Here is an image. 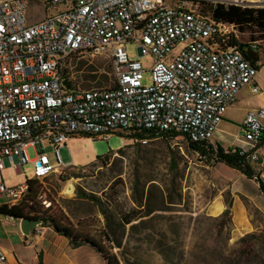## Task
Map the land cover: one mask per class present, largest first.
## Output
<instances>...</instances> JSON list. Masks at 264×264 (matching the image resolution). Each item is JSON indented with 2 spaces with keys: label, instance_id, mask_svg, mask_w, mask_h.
Wrapping results in <instances>:
<instances>
[{
  "label": "built area",
  "instance_id": "1",
  "mask_svg": "<svg viewBox=\"0 0 264 264\" xmlns=\"http://www.w3.org/2000/svg\"><path fill=\"white\" fill-rule=\"evenodd\" d=\"M213 4L264 9V0H0V195L18 192L4 186L5 161L18 173L27 164L45 178L58 171L44 142L60 167L59 150L80 135L172 132L214 147V132L241 89H261L252 85L257 67L246 52L253 49L245 42L228 49L241 35L202 13ZM30 10L42 19L31 22ZM129 43H137L139 56H152L150 85L142 83V64L128 58ZM81 54L108 58L113 87L65 89L62 68ZM263 118L264 108H257L241 123L239 141L251 151L238 148V154L250 162L264 141ZM38 201L49 207L41 194Z\"/></svg>",
  "mask_w": 264,
  "mask_h": 264
},
{
  "label": "rangeland",
  "instance_id": "2",
  "mask_svg": "<svg viewBox=\"0 0 264 264\" xmlns=\"http://www.w3.org/2000/svg\"><path fill=\"white\" fill-rule=\"evenodd\" d=\"M30 14L31 22L43 17L42 12L38 17L34 16L33 10H30ZM257 37V34L252 37L244 34L240 39L248 42ZM137 47V43H129L125 50L130 60L142 64V83L150 85L152 56L149 53L139 56ZM257 52L264 56V43H258ZM110 65L106 56L81 54L67 60L62 71L75 89H107L114 85ZM93 76L95 80L90 82ZM250 96L247 105L264 106V97L259 94ZM222 120L211 143L215 147L220 145L224 150L238 146L236 139L242 137L239 125L229 121L227 112ZM43 149L50 165L57 167L58 171L39 183V193L49 203L47 209L43 206L42 209L48 210L45 215L55 217L64 225H71L80 234L97 240L104 226L99 210L90 201L81 199V192L96 195L103 201L111 197L110 203L121 211H127L134 206L131 199L134 180L137 179L139 188L144 190L150 184L149 181L154 180L159 189L173 201L167 212L157 213L136 232L126 234L122 249L111 250L119 264H264V226L247 233L254 235V238L239 241L247 234L239 236L233 231L232 205H225V209L229 210L227 214L223 212L226 219L210 216L211 206L216 200L223 198L224 203L231 201V182L226 179L223 166L211 167L207 159L191 153L184 138H155L137 145L134 140L119 133L108 138L74 136L59 150L62 164L71 162L68 168L57 166L50 143L44 142ZM34 152L33 148L27 149L29 159L34 158ZM172 159L175 168L171 167ZM1 175L8 190L17 189L35 179L31 164L19 168L18 173L7 161ZM234 187L243 191L254 204L264 205V198L254 183L236 178ZM12 200L11 197L0 195V206ZM242 202L252 218L258 220L249 203ZM234 206L239 208L238 200H235ZM18 226L17 220L0 216V244L5 249L6 261L10 256L15 264H38L36 255L45 250V254L42 252L44 264H55L56 261L57 264H65V257L60 261L58 258L62 251L70 248L69 243L56 237L51 228L42 236L45 240L39 242L35 232L24 237ZM38 228L41 230L39 232H43L47 227L41 225ZM104 246L109 247L106 243ZM89 249L92 250L84 246L77 256H89ZM88 256L85 258L90 259ZM71 262L80 264L77 258ZM85 264L107 263L97 254L95 261Z\"/></svg>",
  "mask_w": 264,
  "mask_h": 264
},
{
  "label": "trees",
  "instance_id": "3",
  "mask_svg": "<svg viewBox=\"0 0 264 264\" xmlns=\"http://www.w3.org/2000/svg\"><path fill=\"white\" fill-rule=\"evenodd\" d=\"M201 11L216 24H226L233 26L242 36L249 34H257V39L245 42V48L250 45H258L264 43V9H248L235 6H228L223 4H213L202 6ZM258 40V41H255ZM233 46L243 49V42H231ZM254 64V63H253ZM111 68V65H110ZM112 71V69H111ZM65 79L63 85L67 90H78L73 87L70 80ZM91 81L95 77H90ZM85 81H89L86 79ZM129 140H134L137 145L141 142L162 138L172 140L178 137L183 138L177 133H155V132H140L132 135H123ZM188 150L195 154L198 158L207 159L214 167L216 164H222L225 167L245 176L247 179L253 178V171L250 166V161L238 154L237 147L224 150L220 145L216 147L208 144H196L187 141L184 138ZM171 167L175 168L174 160L171 161ZM258 187L264 197V185L257 178ZM146 190L139 188V181L136 179L133 183L132 203L133 207L127 211L117 209L110 203L111 197H106L101 200L96 195L86 194L81 192L79 197L81 199L90 201L99 210L103 218L104 226L99 239H93L86 234L78 233L77 229L71 225H64L55 217L45 215L39 196V183L37 181H27L28 185L25 197L15 206L7 207V205L0 206V216L19 220L20 218H30L40 220L42 227L51 228L55 234L68 241L71 249H77L83 246H89L96 254H98L107 264H119L116 256L111 252L112 249H122V242L126 234H132L137 231L142 224L154 217L159 212H167L170 205L174 204L169 195H166L159 189L158 184L154 180L149 181ZM174 184V181H172ZM117 197V196H116ZM116 201V200H115ZM115 203V202H114ZM227 207H231V201L225 202ZM226 219L224 213L220 215ZM254 238V235L247 234L241 237L239 241L244 239ZM109 246L106 248L105 243ZM38 264H44L42 261V253L37 255Z\"/></svg>",
  "mask_w": 264,
  "mask_h": 264
},
{
  "label": "crops",
  "instance_id": "4",
  "mask_svg": "<svg viewBox=\"0 0 264 264\" xmlns=\"http://www.w3.org/2000/svg\"><path fill=\"white\" fill-rule=\"evenodd\" d=\"M254 52H255L254 57H255V59H257V61L256 62L252 61V62L257 67V74L255 76V79H254L252 85L258 86L261 89V92L253 94V93H251V85L243 87L241 89V91L238 93V95L235 99V102L226 110V112L230 116L229 121L237 123L239 125V128L241 127V123L243 121V118L248 111L254 110L257 108H264L263 105H261V106L257 105V106L252 107V106H249L246 104L247 99L252 97L250 95L255 96V95L259 94L260 97L261 96L264 97V56L261 55L260 52H257V48L254 50ZM263 101H264V98H263ZM226 112H225V114H226ZM236 143L239 145L235 146V147L242 148L245 151H251L250 146L246 145L244 143H241L239 141V138L236 139ZM225 150H228V148ZM255 153L258 155L257 161L250 162V166H251L252 171H253V178L252 179H247L245 176L225 167L222 164H216V165L223 166L225 168L224 169L225 177L229 182H231V205H232L231 210L233 211L232 214H233V220H234L233 231L235 232V234H237L239 236H241L242 234L250 233L253 230H260V228H262L264 226V205H263V203H261L259 205L254 204L252 202L253 200H251L248 196H246L243 191L236 189L234 187V181L236 178H244L245 180L254 183L259 194H261V196L263 197L262 193L259 190L258 183H257L256 179L258 178L262 182V184L264 185V141H261L256 145ZM70 163L71 162H69L65 165H69ZM235 200L239 201V203H240L239 208L234 206ZM242 201H247L249 203V205L253 208V210L255 211L257 216L259 217L258 220L252 218V216L247 212V209L245 208V206H243V204H241V203H243ZM224 211H225V203H224L223 198H220V199L216 200L215 203L211 206L210 216L212 218H217ZM253 220H254V222H253ZM38 231H41V230L38 228ZM46 231H49V228H44V231L40 232V234L35 233L36 236H38V238H39V242H42L45 240L44 237H42V236L45 235ZM55 236L58 238H61L66 243H68L67 240L63 239L60 236H57V234ZM83 247H80L77 249L69 248L67 251H62L61 254H59L60 255L58 258L59 261L63 257H65V258H63V261L65 262V264H71L72 263L71 261L76 259V258L79 260L80 264H85L88 261L89 262L95 261V259L97 258V254L94 255L95 252L93 250H90V249L89 250L91 251V253H89V256L87 254L77 256V253H79V251ZM3 249H4V247H3ZM42 252H43V254H45V250H42ZM66 256H67V259H66ZM85 256H88V258H90V259H86ZM8 261H9V263H8ZM8 261H6L5 263L15 264L10 256H8ZM57 263L58 262L56 261L55 264H57Z\"/></svg>",
  "mask_w": 264,
  "mask_h": 264
},
{
  "label": "bare ground",
  "instance_id": "5",
  "mask_svg": "<svg viewBox=\"0 0 264 264\" xmlns=\"http://www.w3.org/2000/svg\"><path fill=\"white\" fill-rule=\"evenodd\" d=\"M220 2H228V0H218ZM257 48L256 45L254 44H250L248 45L245 49H253V51ZM228 49H240L236 46H233L231 44V42H228ZM63 168H68V167H71V163L69 165H61ZM35 176V179L34 181H37V182H41V180L45 179V174H34ZM27 188H28V185L25 184L24 186H20L18 187V192H14V193H11V197L13 200L11 203L9 204H6L7 207H13L15 205H17L26 195V191H27ZM69 191V189H68Z\"/></svg>",
  "mask_w": 264,
  "mask_h": 264
},
{
  "label": "water",
  "instance_id": "6",
  "mask_svg": "<svg viewBox=\"0 0 264 264\" xmlns=\"http://www.w3.org/2000/svg\"><path fill=\"white\" fill-rule=\"evenodd\" d=\"M247 56L251 59V61L256 62L257 59H255L254 51H247L246 52ZM229 212L228 209H225V214ZM18 225H19V230L20 233L24 236L27 237L30 234H32L36 228L42 225V222L40 220H35V219H30V218H20L17 220Z\"/></svg>",
  "mask_w": 264,
  "mask_h": 264
}]
</instances>
